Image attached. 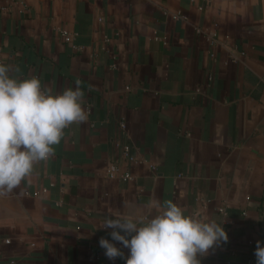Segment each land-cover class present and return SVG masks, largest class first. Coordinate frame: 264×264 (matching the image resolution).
Returning a JSON list of instances; mask_svg holds the SVG:
<instances>
[{"label": "crops", "instance_id": "0c3cea01", "mask_svg": "<svg viewBox=\"0 0 264 264\" xmlns=\"http://www.w3.org/2000/svg\"><path fill=\"white\" fill-rule=\"evenodd\" d=\"M0 62L54 92L79 81L88 113L0 194V264H124L98 227L153 201L224 220L201 264H256L264 0H0Z\"/></svg>", "mask_w": 264, "mask_h": 264}, {"label": "clouds", "instance_id": "9594fccd", "mask_svg": "<svg viewBox=\"0 0 264 264\" xmlns=\"http://www.w3.org/2000/svg\"><path fill=\"white\" fill-rule=\"evenodd\" d=\"M88 120L79 81L54 92L36 76L17 78L0 62V194L12 192L39 162L54 155L64 130ZM154 215L123 213L105 217L98 229H111L99 246L110 261L124 264H201V257L229 241L222 223L186 213L172 201L151 202ZM128 249L125 256L121 247ZM256 264H264V241L257 240Z\"/></svg>", "mask_w": 264, "mask_h": 264}, {"label": "built area", "instance_id": "2783aa9c", "mask_svg": "<svg viewBox=\"0 0 264 264\" xmlns=\"http://www.w3.org/2000/svg\"><path fill=\"white\" fill-rule=\"evenodd\" d=\"M63 37H64V39H65L66 41H69V40H70L69 35H67V33H66L65 31L63 32ZM125 151H126V153L128 154L129 158L132 160L133 157L130 155V147H129V146H126V147H125ZM110 171H111V172L116 171V167H115V166H111V167H110ZM129 177H130L129 174H127V175L125 176V178H129ZM9 242H10L9 240H6V243H9Z\"/></svg>", "mask_w": 264, "mask_h": 264}]
</instances>
